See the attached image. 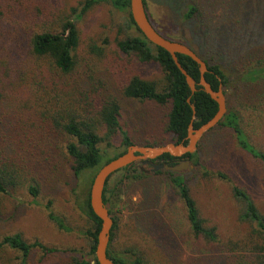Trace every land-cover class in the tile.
Segmentation results:
<instances>
[{
    "label": "rangeland",
    "instance_id": "374dc122",
    "mask_svg": "<svg viewBox=\"0 0 264 264\" xmlns=\"http://www.w3.org/2000/svg\"><path fill=\"white\" fill-rule=\"evenodd\" d=\"M86 1L0 0L3 46L14 51L19 63H29L34 72L27 81L32 87L26 93L2 100L3 113L27 110L39 124L56 110L52 98L57 94L94 117V98L108 94L120 102L119 125L129 139L136 145L152 142L164 132L167 110L153 102L122 98L119 87L130 75L159 82L162 71L155 63L139 62L117 49L118 41L138 35L124 12L100 1L76 19L73 10L78 12ZM191 5L203 17L198 23L184 18ZM145 8L162 37L185 45L204 60L213 59L233 77H243L240 87L232 80L222 88L226 106L238 116L248 142L264 151V82L250 84L244 77L250 68L264 67V0H146ZM67 19L75 22L78 48L75 71L62 78L58 73L49 75L44 61L28 59L26 38L44 23L57 27ZM52 80L58 83H54L56 91ZM50 140L54 141L52 164L42 159L39 163L43 166L29 168L35 182L28 181L9 196H0V242L5 236L18 234L28 243L37 242L53 251L45 253L35 247L23 262L18 252L0 246V264H68L86 250L80 229L88 225L82 202L91 185V172L75 177L72 162L63 151V136L57 134ZM120 142L121 138L115 137L113 148L102 145V150L106 149L108 156L118 153L123 150ZM198 145V165L191 164L179 174L184 176L199 216L215 230L216 239L195 237L168 177L155 176L151 167L143 166L145 179H125L124 172L110 178L109 187L116 189L108 205L116 220L113 252L138 258L141 264H264L256 227L241 220L242 206L231 192L232 186L245 190L264 216L263 163L241 151L228 129L215 127ZM29 186L37 188V197L29 194ZM49 214L62 226L50 220Z\"/></svg>",
    "mask_w": 264,
    "mask_h": 264
},
{
    "label": "trees",
    "instance_id": "16d2710c",
    "mask_svg": "<svg viewBox=\"0 0 264 264\" xmlns=\"http://www.w3.org/2000/svg\"><path fill=\"white\" fill-rule=\"evenodd\" d=\"M100 1L107 2L114 9L124 12L128 17V25L138 32L137 36H129L118 41L116 43L117 49L127 56L136 58L139 62L157 64L163 74V78L159 82L146 81L138 76L130 75L119 87V96L122 98L138 102H153L157 106L167 110L162 136L152 142L150 141L147 144L139 146L156 147L181 142L185 144L187 129L191 120L193 119V129H197L207 123L217 111L216 103L197 86V91L190 99V103L195 109V114H192L190 105L187 103V99L190 97V90L186 85L184 77L173 63L170 55L164 50L148 43L135 27L129 13V0H88L78 12L76 9L73 10V14L76 13V19L80 18L92 4ZM142 1L146 12V0ZM172 1L175 0H169V2ZM184 18L186 20L193 19L197 23L203 19L201 13L192 5L188 7ZM2 19L0 18V28L3 25ZM196 29H200V27L197 26ZM26 40L28 59L30 57L37 63L44 61L48 65L46 71H48L49 75L58 73L63 78V75L68 76L75 71V52L78 48V33L74 20L67 19L57 27L44 23L35 31L32 30V32L28 33ZM203 49L206 50V47H203ZM8 52L9 55H7ZM199 56L201 59L202 56ZM177 60L187 74L198 83V65L188 57L181 55H177ZM201 60L207 66V72L204 74L205 81L214 91L219 86L226 89L232 83V80L239 87L241 86L240 83L243 77H233L231 74L226 73L221 64L213 61V59H211V62L204 60V58ZM33 74L34 72L30 70L29 63L26 64L25 60L19 63V60H16L14 51H7L4 48L0 36V196H9L11 191L28 181L35 182V179L30 177L29 168L36 164L43 166V164L39 163L42 159L46 161V164H52L50 160L52 158L50 157V148L54 141L48 140L57 134L63 136V151L65 156L72 162L71 169L73 175L78 177L80 174L90 171L91 183L99 168L122 155L127 147L136 145L122 131L119 125L121 105L118 98L108 94L102 95L98 100L94 98V117L86 116L90 113L80 111L71 101L63 100V97L57 94L52 98L56 102V110L53 114H48V116L44 114L46 118H43V121L39 124L30 118L31 116L27 110L22 111V109H19L14 114L8 113L5 115L3 113V106L1 105L2 100L11 94L22 96L23 92L26 93L27 88L32 87L27 81L33 78ZM244 75L245 81L250 84L260 80L263 83L264 67L250 68ZM54 83L57 82L52 80L51 85L53 84L54 86ZM45 88L47 86L43 87V90ZM13 91L16 92L13 93ZM54 91H56V86H54ZM5 116H9V118ZM216 127L230 130L235 137L239 149L250 157L258 159L264 165V151L257 150L248 142L240 127L239 118L233 111L227 108L226 115ZM115 137L121 138L120 145L123 150L118 153L113 152L111 156H108L106 149L113 148L112 139ZM102 145H105L106 149L102 150ZM198 149L199 145H197L195 153L188 154L182 158H173L167 154L162 155L152 161V163L174 166L173 161L188 159L193 166H197ZM44 154H48L49 157L45 158ZM46 167L44 166V169ZM119 172L126 173L125 179L140 180L147 178L143 172L134 168V165H130ZM130 173L131 175L128 177L127 174ZM162 174L168 177L170 185L182 201L185 216L193 235L214 241L216 239L215 230L207 227L204 220L199 216L198 209L190 196L184 176L165 170L156 171L153 175ZM217 177L221 179L226 178L223 174H218ZM110 178L107 180L102 194V202L113 221L107 247V256L116 264H141L138 258L131 259V256L115 253L111 250L116 220L112 217V211L109 207L112 203L111 198L114 199L115 197L114 193L116 189L115 186L109 187ZM28 192L33 198L38 195V190L34 186H29ZM231 192L234 199L242 206L241 220L255 225L256 233L260 236L263 244L260 250L264 252V216L259 212L245 190L232 186ZM82 212L88 221V225L80 229L82 237L87 243L86 250L79 256L73 257L68 264H98L95 260L94 252L101 222L90 208L89 191H87L85 199L82 202ZM48 217L59 227L62 226L60 220L52 214H49ZM0 246L18 252L23 262L31 249L35 247L40 248L45 253L53 251L37 242L28 243L18 234L3 237Z\"/></svg>",
    "mask_w": 264,
    "mask_h": 264
},
{
    "label": "water",
    "instance_id": "95a60500",
    "mask_svg": "<svg viewBox=\"0 0 264 264\" xmlns=\"http://www.w3.org/2000/svg\"><path fill=\"white\" fill-rule=\"evenodd\" d=\"M129 13L132 21L138 31L146 39L148 43L154 47L160 48L167 52L179 72L185 79L186 85L190 90V97L187 99V103L190 105L192 114H195L194 106L190 103L191 97L197 91V86L200 87L209 98L216 103L217 111L215 115L205 124L197 129H193V119L191 120L188 129L187 136L185 138L186 143H169L163 146L146 147L139 145H131L126 148L125 152L110 162L104 164L96 172L92 179V183L89 188V205L93 214L100 220V229L97 233L96 246H95V260L98 264H116L107 256V247L110 240V232L112 229L113 221L108 213L106 206L102 202V194L107 180L120 170L135 165L141 172H146L143 166L151 167L150 172H156L159 170L170 171L173 173H181L191 168L192 165L188 159L180 160L174 166L153 164L152 161L161 157L162 155H169L173 158H182L188 154H193L197 150V145L200 139L210 130L214 129L221 119L227 113L226 99L222 90V86H219L214 91L211 86L205 81L204 74L207 72V66L196 53L185 45L170 41L162 37L153 27L147 13L145 12L142 0H129ZM177 55L185 56L191 59L198 65L199 68V81L196 83L182 68L177 60Z\"/></svg>",
    "mask_w": 264,
    "mask_h": 264
},
{
    "label": "flooded vegetation",
    "instance_id": "af4514ba",
    "mask_svg": "<svg viewBox=\"0 0 264 264\" xmlns=\"http://www.w3.org/2000/svg\"><path fill=\"white\" fill-rule=\"evenodd\" d=\"M178 162H180V160H175V161H173V164L176 165Z\"/></svg>",
    "mask_w": 264,
    "mask_h": 264
}]
</instances>
